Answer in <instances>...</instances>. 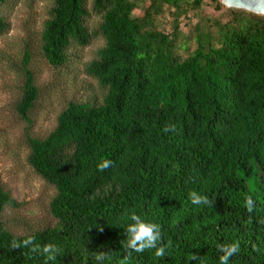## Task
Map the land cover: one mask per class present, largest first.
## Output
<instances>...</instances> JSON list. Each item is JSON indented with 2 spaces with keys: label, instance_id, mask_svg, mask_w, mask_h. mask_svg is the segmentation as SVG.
I'll use <instances>...</instances> for the list:
<instances>
[{
  "label": "trees",
  "instance_id": "1",
  "mask_svg": "<svg viewBox=\"0 0 264 264\" xmlns=\"http://www.w3.org/2000/svg\"><path fill=\"white\" fill-rule=\"evenodd\" d=\"M139 1L49 0L37 49L24 41L18 65L15 50L0 51L21 77L14 109L29 129L40 98L35 50L59 69L71 47L104 40L85 65L100 98L70 100L45 137L25 134L28 163L55 188L53 223L22 234L0 223V264H219L218 246L233 241L240 251L229 264H264V15L226 6L221 23L201 13L220 0H148L137 17ZM17 2L0 0V37ZM164 8L168 32L155 24ZM90 11L100 16L94 30ZM191 17L200 18L196 45L183 57L181 21ZM103 160L112 166L101 170ZM193 192L210 204L192 205ZM15 204L0 182V213ZM132 215L160 226L163 257L129 255Z\"/></svg>",
  "mask_w": 264,
  "mask_h": 264
},
{
  "label": "rangeland",
  "instance_id": "2",
  "mask_svg": "<svg viewBox=\"0 0 264 264\" xmlns=\"http://www.w3.org/2000/svg\"><path fill=\"white\" fill-rule=\"evenodd\" d=\"M91 2L87 0L88 7ZM148 4V0H140L134 16H143ZM49 6V0H19L15 6L5 8L11 27L7 34L0 37V51L15 50L17 55H13L15 51L10 55L17 65L20 58L18 52L24 41L31 42L35 49L39 46V32L48 17ZM201 13L202 17L206 15L221 23L230 18V10L225 5L220 10L214 9L213 5L204 6ZM199 20L198 17H191L181 21L182 35L176 51L183 57L196 45L192 34ZM86 23L90 30H94L100 23V16L90 11ZM155 24L165 32L171 30L172 16L169 8H164L156 17ZM103 44L104 40L99 36L85 47H71L67 67L59 69L47 65L39 51L35 50L33 65L40 98L31 113L29 129L14 109L21 77L12 67L14 63L11 65L0 58V182L16 203L0 213V223L15 232L27 233L33 228L53 223L48 207L55 188L42 180L28 163L29 146L25 134L27 132L39 138L45 137L54 128L58 113L70 100L100 98V89L96 81L87 75L85 65L96 56Z\"/></svg>",
  "mask_w": 264,
  "mask_h": 264
},
{
  "label": "clouds",
  "instance_id": "3",
  "mask_svg": "<svg viewBox=\"0 0 264 264\" xmlns=\"http://www.w3.org/2000/svg\"><path fill=\"white\" fill-rule=\"evenodd\" d=\"M264 3V0H261ZM112 166L111 160H103L99 168L101 170L109 169ZM190 201L192 205L202 206L209 205L210 201L207 196L200 195L196 192L191 193ZM245 206L249 211H252L254 207V201L251 196L245 198ZM131 221L133 223L129 224L126 228L127 234V249L129 255L131 252L143 253L145 250L155 249V255L157 257H163L165 255V248L158 246V242L161 240V229L157 223L147 222L138 215H132ZM24 245L28 246L32 243L31 238L24 240ZM15 246V245H14ZM219 251L222 255L219 257V264H229L230 258L236 255L240 251V243L238 241H233L227 244H221L218 246ZM55 249L52 246H47L44 248L45 253H53ZM192 260L198 259L196 256L191 257ZM97 260H103V256H97Z\"/></svg>",
  "mask_w": 264,
  "mask_h": 264
},
{
  "label": "water",
  "instance_id": "4",
  "mask_svg": "<svg viewBox=\"0 0 264 264\" xmlns=\"http://www.w3.org/2000/svg\"><path fill=\"white\" fill-rule=\"evenodd\" d=\"M225 6L244 9L259 15H264V3L261 0H220Z\"/></svg>",
  "mask_w": 264,
  "mask_h": 264
}]
</instances>
